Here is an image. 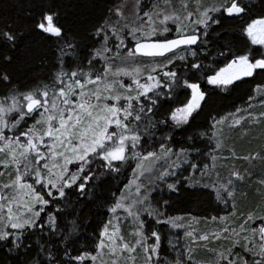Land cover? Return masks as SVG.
<instances>
[{
    "label": "snow or ice",
    "instance_id": "1",
    "mask_svg": "<svg viewBox=\"0 0 264 264\" xmlns=\"http://www.w3.org/2000/svg\"><path fill=\"white\" fill-rule=\"evenodd\" d=\"M65 7L0 13V264H264V136L239 157L226 146L264 128V0H77L72 20ZM226 20L239 35L216 32ZM37 61L43 79L28 77ZM244 85L221 115L215 100ZM230 159L243 171L218 170ZM250 182L261 200L241 207ZM173 197L228 210L169 240V260L160 228L185 227L161 210ZM89 205L108 218L86 219Z\"/></svg>",
    "mask_w": 264,
    "mask_h": 264
},
{
    "label": "trees",
    "instance_id": "2",
    "mask_svg": "<svg viewBox=\"0 0 264 264\" xmlns=\"http://www.w3.org/2000/svg\"><path fill=\"white\" fill-rule=\"evenodd\" d=\"M102 2H105L108 7L112 6H118L125 2V0H102ZM146 3L147 0H144ZM180 0H176V3L179 4ZM252 2H255V0H252ZM30 3V0H0V13H6L10 16H27L28 15V5ZM64 3L66 5L65 7V15L68 16L69 20H72L73 12L76 11L75 4L77 3V0H64ZM131 19V17H129ZM242 21L240 20H226L223 24L222 28H217L216 32L223 33H236L239 35V30L241 27ZM228 39H231V36L223 37L222 36V42L227 41ZM259 47V46H254ZM39 61L36 62L35 65L32 66V70L28 72V77H31L33 75H36L38 79H43V76L41 73L43 72V69L39 67ZM127 80L125 79V82ZM32 83H35L34 81ZM127 83V82H126ZM247 89V85H244L240 90H237L232 93L231 96L222 95L221 97L217 98L215 100V107L220 110L221 115L227 112L234 111L233 105L237 107L244 106V102L246 101L247 97L244 96V91ZM3 93H0L2 95ZM240 97H243L241 99ZM261 136H264V128L256 129L253 132V135L251 137L245 138L241 135V131L237 130L229 134V138L227 140V148H235L236 155L242 156L247 154L248 151L258 148L261 144ZM251 141V144L249 143ZM227 155V153H225ZM210 163V161H206ZM233 165H235L237 168H240L241 171H243L245 167V162L239 159L235 160H225L221 161L217 164L218 170H220L224 175L227 174V169H230ZM255 171L257 172H264L260 168V165L257 163ZM181 176H188L189 173H181ZM127 176L131 177V170L129 169L127 172ZM120 179H125V177H120ZM197 179H199V175L197 174ZM210 179H215V173H212L210 177H205L201 183H208ZM255 179H259V177H254ZM125 182H127L125 180ZM146 182V181H145ZM118 185V181L111 182V191H115ZM249 193L248 200L244 201L240 206L245 207L248 205H251L253 203H259L261 200L260 192L257 190L254 184L251 182L249 183V186L245 189ZM118 194V193H117ZM164 199H169L167 195L164 196ZM172 208L168 209H161L162 211H167L169 216L173 217H185V219L182 221V223L185 225L184 228L187 229L189 225L196 231L204 232V231H211L215 225L211 222L210 219L206 220L205 218H210L214 215H223L228 209L224 208L223 204H220L217 201H204V202H196L192 204H185L181 200L177 199L176 197L172 198ZM197 217L199 220V223H194L191 220V217ZM107 219L108 217L104 216V210L103 209H97L95 205H89V211L86 212V219ZM169 226H163L160 228L161 234H162V245L161 247L164 249V251L161 252L162 256H167L169 260L173 259L172 248L169 246L168 241L169 236L166 228ZM121 228V234H127L132 231L131 227L126 224L122 223L120 225ZM89 234H92L93 229L89 228L87 229ZM175 254V253H174ZM206 253L201 252L200 256L206 257ZM0 258L7 259L5 254L0 251Z\"/></svg>",
    "mask_w": 264,
    "mask_h": 264
},
{
    "label": "rangeland",
    "instance_id": "3",
    "mask_svg": "<svg viewBox=\"0 0 264 264\" xmlns=\"http://www.w3.org/2000/svg\"><path fill=\"white\" fill-rule=\"evenodd\" d=\"M127 80V78H125ZM128 82V80L126 81ZM29 123H31V121H29ZM168 232V236H169V239L173 241V243L175 242V240L177 238H181L183 239L184 238V231L186 230V228H179V229H176V228H171L170 226L168 228H166ZM171 255H173L174 257V252L172 251Z\"/></svg>",
    "mask_w": 264,
    "mask_h": 264
}]
</instances>
